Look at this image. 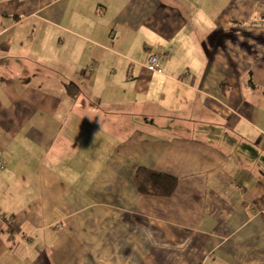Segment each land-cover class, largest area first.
Here are the masks:
<instances>
[{
	"label": "crops",
	"instance_id": "crops-1",
	"mask_svg": "<svg viewBox=\"0 0 264 264\" xmlns=\"http://www.w3.org/2000/svg\"><path fill=\"white\" fill-rule=\"evenodd\" d=\"M0 162V264H264V0H0Z\"/></svg>",
	"mask_w": 264,
	"mask_h": 264
},
{
	"label": "trees",
	"instance_id": "trees-1",
	"mask_svg": "<svg viewBox=\"0 0 264 264\" xmlns=\"http://www.w3.org/2000/svg\"><path fill=\"white\" fill-rule=\"evenodd\" d=\"M141 176L137 189L139 192L149 195L169 196L176 185V178L151 169H141Z\"/></svg>",
	"mask_w": 264,
	"mask_h": 264
},
{
	"label": "built area",
	"instance_id": "built-area-1",
	"mask_svg": "<svg viewBox=\"0 0 264 264\" xmlns=\"http://www.w3.org/2000/svg\"><path fill=\"white\" fill-rule=\"evenodd\" d=\"M146 66L151 71H158L159 70V58L157 54H151L148 57ZM3 167L2 163L0 162V169Z\"/></svg>",
	"mask_w": 264,
	"mask_h": 264
}]
</instances>
